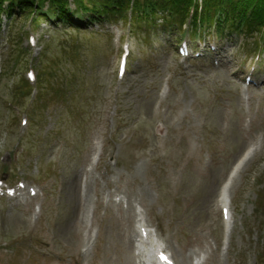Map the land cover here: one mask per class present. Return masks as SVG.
Instances as JSON below:
<instances>
[{
	"label": "rangeland",
	"instance_id": "374dc122",
	"mask_svg": "<svg viewBox=\"0 0 264 264\" xmlns=\"http://www.w3.org/2000/svg\"><path fill=\"white\" fill-rule=\"evenodd\" d=\"M9 8L0 17V179L36 197H0V264H131L123 240L138 220L174 264H264V82L244 88L236 77L252 59L259 76L264 44L257 58L241 36L220 37L223 26L201 34L220 55L234 52L214 66L178 57L186 25L153 33L101 19L76 30ZM238 160L223 222L221 202L201 208L199 191L212 182L219 194ZM71 171H80L82 222L63 226Z\"/></svg>",
	"mask_w": 264,
	"mask_h": 264
},
{
	"label": "trees",
	"instance_id": "16d2710c",
	"mask_svg": "<svg viewBox=\"0 0 264 264\" xmlns=\"http://www.w3.org/2000/svg\"><path fill=\"white\" fill-rule=\"evenodd\" d=\"M4 1L16 2L20 9L32 8L36 11L48 3L56 19L62 21L64 17L70 21L71 18L66 10V0H0V10ZM73 3L75 11L90 10L91 17L112 11L119 18L127 20L129 11L133 21H141L150 27H154L158 18L166 21L172 17L181 23L189 17L192 8L190 24L194 33L211 27L218 31L223 26L224 30L238 33L245 40L251 38L253 43H257L256 46L264 42V0H74ZM70 47L72 50L82 48L77 44Z\"/></svg>",
	"mask_w": 264,
	"mask_h": 264
},
{
	"label": "bare ground",
	"instance_id": "6f19581e",
	"mask_svg": "<svg viewBox=\"0 0 264 264\" xmlns=\"http://www.w3.org/2000/svg\"><path fill=\"white\" fill-rule=\"evenodd\" d=\"M238 168V162L236 161L229 174L227 175L226 179L224 180L222 186H221V190L220 193L218 194L217 191H215V189L213 188L212 182L210 184H205L201 190L199 191V201H200V207L204 208L206 205H208L209 203H212L214 201V203L217 202L218 199L221 198L222 194L224 195L226 192V188H227V182L230 181V174L234 169ZM214 178H211V181H213ZM62 189L64 191V193L67 195L68 199H69V203H70V211L67 215V218L65 220L66 223L63 224V226H66L70 220H73V225L78 226L80 225V223L82 222V214H83V202L82 199L80 198V171H71L69 172L68 175L65 176V178H63L62 180ZM233 191H234V187H232ZM24 196V194H22ZM214 197V198H213ZM35 197L31 198L34 199ZM86 201V199H85ZM225 201V200H223ZM227 202L225 201V203L222 206H226ZM222 208V207H221ZM126 217H124V221H126L127 223H129V213L126 212ZM62 226V228H63ZM141 226H144L143 224H138V228H140ZM131 230L127 231V235L125 237L124 234V238L125 240H123V250H122V256L123 258H125V254L127 252V250H130V255L132 256V252H133V245H134V237L132 239V234H131ZM140 234V231L139 233ZM138 234H136L135 236H138ZM140 236V235H139ZM77 239V238H76ZM139 244H137L138 248L135 247V249H139V260L142 261L141 264H145L143 261L144 259L141 258V254L143 255V251H148L149 250V245L146 243H143L141 241V239L138 240ZM182 261H185V256L182 255ZM129 259L126 258L124 263L128 264ZM131 264H132V257H131Z\"/></svg>",
	"mask_w": 264,
	"mask_h": 264
}]
</instances>
